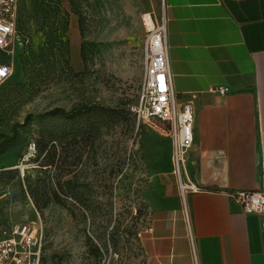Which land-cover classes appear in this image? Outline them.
<instances>
[{"label": "rangeland", "instance_id": "1", "mask_svg": "<svg viewBox=\"0 0 264 264\" xmlns=\"http://www.w3.org/2000/svg\"><path fill=\"white\" fill-rule=\"evenodd\" d=\"M152 12L162 0H18L14 53L0 49L14 70L0 82V206L38 230L42 264H147L145 136L166 135L136 112Z\"/></svg>", "mask_w": 264, "mask_h": 264}, {"label": "crops", "instance_id": "2", "mask_svg": "<svg viewBox=\"0 0 264 264\" xmlns=\"http://www.w3.org/2000/svg\"><path fill=\"white\" fill-rule=\"evenodd\" d=\"M165 4L177 104L195 111L188 172L199 191L182 197L172 139L147 129V264H264V215L246 214L233 195L261 187L264 0ZM3 218L0 206V238Z\"/></svg>", "mask_w": 264, "mask_h": 264}, {"label": "built area", "instance_id": "3", "mask_svg": "<svg viewBox=\"0 0 264 264\" xmlns=\"http://www.w3.org/2000/svg\"><path fill=\"white\" fill-rule=\"evenodd\" d=\"M165 0L162 8L165 11ZM158 19L149 13V24L144 45L145 79L136 112L141 120L156 122L172 139V162L174 176L182 197L186 192L199 191L192 183L188 172V153L195 142V111L191 104L179 107L173 89L168 59L167 21L165 12ZM18 0H0V49L14 53L13 44L17 37ZM24 43H29L24 38ZM11 64L0 66V82L13 74ZM225 94L227 89L215 90ZM36 144L30 146V155L36 152ZM261 187L254 191L237 192L234 195L246 214L264 215V150L261 161ZM43 237L29 224L8 223L2 228L0 238V264H42Z\"/></svg>", "mask_w": 264, "mask_h": 264}, {"label": "trees", "instance_id": "4", "mask_svg": "<svg viewBox=\"0 0 264 264\" xmlns=\"http://www.w3.org/2000/svg\"><path fill=\"white\" fill-rule=\"evenodd\" d=\"M48 42L53 46V44H54V41H52V39L51 38H48ZM4 65H6V64H4ZM91 114H96V112H94L93 110H92V112H90ZM60 114H62V115H64V116H66L67 118H71L72 119V117H75L76 116V114H74V113H66L64 110H62V109H56V110H54L53 112H51V114L50 115H60ZM31 120V118H29L28 119V121H30ZM72 121L74 122L75 121V118L74 119H72ZM49 136L51 137V138H54V137H56V136H54V134H53V132L52 133H50L49 134ZM65 134H61L60 136H57V139L58 140H64V139H66L65 138ZM36 144V147H37V143H35ZM4 154V151L1 149V147H0V156L1 155H3ZM4 174H7V173H4Z\"/></svg>", "mask_w": 264, "mask_h": 264}, {"label": "bare ground", "instance_id": "5", "mask_svg": "<svg viewBox=\"0 0 264 264\" xmlns=\"http://www.w3.org/2000/svg\"><path fill=\"white\" fill-rule=\"evenodd\" d=\"M147 23H150V22H149V17H147Z\"/></svg>", "mask_w": 264, "mask_h": 264}]
</instances>
